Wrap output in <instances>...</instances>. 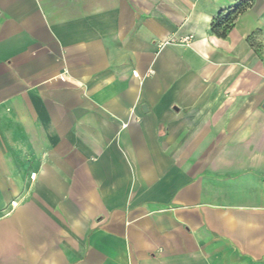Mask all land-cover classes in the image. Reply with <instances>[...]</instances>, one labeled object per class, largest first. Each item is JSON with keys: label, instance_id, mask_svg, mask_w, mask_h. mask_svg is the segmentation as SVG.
I'll list each match as a JSON object with an SVG mask.
<instances>
[{"label": "crops", "instance_id": "0c3cea01", "mask_svg": "<svg viewBox=\"0 0 264 264\" xmlns=\"http://www.w3.org/2000/svg\"><path fill=\"white\" fill-rule=\"evenodd\" d=\"M0 0V264H264V0Z\"/></svg>", "mask_w": 264, "mask_h": 264}, {"label": "trees", "instance_id": "16d2710c", "mask_svg": "<svg viewBox=\"0 0 264 264\" xmlns=\"http://www.w3.org/2000/svg\"><path fill=\"white\" fill-rule=\"evenodd\" d=\"M244 0H237L236 4L231 6L229 8V10L225 13V14H220L212 23L211 25V32L220 37V38H224L225 34L227 32V30L230 28L229 26V22L230 20L227 19V22H224V20H226V18H228V16L230 15V13L233 11V9Z\"/></svg>", "mask_w": 264, "mask_h": 264}, {"label": "water", "instance_id": "95a60500", "mask_svg": "<svg viewBox=\"0 0 264 264\" xmlns=\"http://www.w3.org/2000/svg\"><path fill=\"white\" fill-rule=\"evenodd\" d=\"M263 108H264V106H263Z\"/></svg>", "mask_w": 264, "mask_h": 264}]
</instances>
